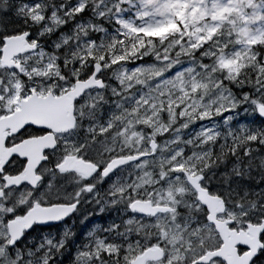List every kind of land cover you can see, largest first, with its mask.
<instances>
[{"label": "snow or ice", "instance_id": "1", "mask_svg": "<svg viewBox=\"0 0 264 264\" xmlns=\"http://www.w3.org/2000/svg\"><path fill=\"white\" fill-rule=\"evenodd\" d=\"M8 5L9 0H0V69L9 74L7 81L0 80V138L10 151L0 163V264H23L24 256L16 250L33 225L59 221L74 213L80 198L92 192L101 177L111 180L113 176L116 177L111 185L113 199L129 198L124 231L120 232L121 225L117 223L107 229L97 225L96 229L121 236L127 234L129 238L135 234L140 238L125 247L108 236L98 235L95 230L90 231L88 238L92 242L82 247L79 264H105L113 257L123 264H234L233 256L237 258L235 264H264V208L255 203L238 204L230 194L226 198L218 187L206 185V170L214 166L215 149L188 155L178 147L168 148L169 140L165 137L172 130L157 120L167 113V119L175 123L177 115L181 119L186 115L180 111L183 105L176 107L172 101H166L165 89L176 88L185 95L208 89V83L198 77L197 67L190 65L176 71L181 57L190 56L193 61L200 57L198 68L208 73L209 79L219 71L234 80L245 69L255 68V79L261 82L264 59L256 49L264 48V28L253 31L250 25L264 21V0L259 3L257 0H211V5L208 0H111V3L99 0L91 8L89 0H74L71 6L61 5L57 9L53 5L50 11L42 0L18 2L11 11ZM130 8H135L131 17L126 15ZM233 14L236 18L230 19ZM84 17H89L88 23L83 22ZM105 18L120 26L107 44L103 38L89 35L107 32L99 23ZM22 19H29L33 24L47 22L49 33L60 31L62 42L58 41L54 47L71 49L63 60L68 63L72 58L74 71L70 77L60 74L59 55L36 52L38 41L20 24ZM70 21H79L72 26V35L62 31ZM226 23L232 26L227 33L229 39L221 42L218 37L225 35ZM73 37L77 41L75 46ZM170 38H175L171 51L164 48L158 53L157 63L140 64L132 72L125 69L114 75L121 87L128 82L127 90L131 91V82L148 73L158 81L155 95L150 92L143 97H126L115 111L102 119L103 91L107 88L105 70L127 65L133 56L143 60L144 55L156 52L157 41L167 43ZM241 44L244 47L240 50L228 52L230 46ZM97 51L102 52L99 58ZM37 54L43 60L47 57L45 67L25 71V58ZM33 72L38 77L55 74L64 83L59 88L26 86L25 81L34 78ZM165 72L175 74L165 79ZM186 74H191L187 81ZM221 83L215 86L219 88ZM93 91L97 95L88 116L92 123L84 136L72 142L70 133L84 115L82 100ZM112 94L122 95L116 88ZM253 104L264 115V104L256 101ZM237 107L233 101L217 114L224 116ZM200 116L210 119L212 112L204 111ZM146 128L152 129L151 136L145 137ZM113 133L122 141L120 152L110 147ZM211 133V128L201 127L199 135L204 144L217 138ZM61 139L64 142L58 143ZM246 139L247 148L237 142L228 149L234 167L241 168L237 152L249 158L253 155V145L264 148V139L257 134ZM33 141H38V146L25 150L23 146ZM171 142L180 143L178 139ZM137 144L140 146L135 147ZM52 156L56 157L55 161L50 160ZM101 160L103 163H98ZM133 167L143 173L136 183L129 182L130 186L126 187L119 174ZM46 176L50 179L45 184ZM57 178L70 184L75 178L81 187L71 195L57 196L56 202L50 201L39 190L45 185L48 192L58 190L54 183ZM134 189H137L135 195ZM144 189L147 191L141 197L139 193ZM221 222L235 231H247L258 225L260 243L240 241L232 249V255L227 254ZM13 253L15 259L10 261Z\"/></svg>", "mask_w": 264, "mask_h": 264}, {"label": "clouds", "instance_id": "2", "mask_svg": "<svg viewBox=\"0 0 264 264\" xmlns=\"http://www.w3.org/2000/svg\"><path fill=\"white\" fill-rule=\"evenodd\" d=\"M99 0H89V3L91 6H94L96 3H98ZM40 33H43L44 36L46 33L51 34L48 32L47 27L45 26ZM82 35V34H81ZM76 39L73 37L72 41ZM175 38H170L167 43H163L160 41H157L155 43V49L156 52H154L152 55H144L143 57H146L147 60H144L140 64H155L157 63V54L161 53L160 49L161 46L164 48H168L169 51H171V43L173 42ZM37 40V39H36ZM38 41V40H37ZM58 41H61V38H57L56 41H53V44L55 45ZM62 42V41H61ZM37 49H39V52L42 51L46 55L51 54H57L60 57L61 64L59 67V72L64 77H70L73 74L74 66L71 63V59L69 58L68 63H63L64 60V54L60 53L58 49L54 47L53 52L47 53L45 52L43 46L39 43L37 44ZM119 48H117V52H119ZM110 51V49H109ZM102 54L101 51H97L96 55L97 58ZM40 57V56H39ZM189 60H192V57L187 56ZM33 59L32 56L25 58V71H29L30 69H43L45 67V62H43V59L40 57V59H36L34 63H29ZM137 60V57H130L129 63L127 65H121L119 68L113 69L112 71H108L107 69L104 72V78L106 79L107 88L104 89L103 95L105 98V103L101 106L104 110L105 105L111 104L115 105V109L121 105V102L125 100L126 97H135L136 92L139 91L141 94L140 96H146L150 92L152 95H155V87L156 83L158 81H155L150 78V75L148 73L142 74L139 79H135L131 82L132 89H135L136 91H128L129 84L128 82H125L123 87L116 81L114 78L115 73H118L120 71H123L127 69L129 72H132L135 68L134 62ZM200 62V57H197L195 61H193L192 66L198 67ZM139 64V65H140ZM185 67V61L183 57H181V63L178 65L176 71H180ZM87 66H85L86 70ZM255 68H251V71L249 69H245L242 74L237 77L236 79H230L229 76L226 73L223 72H217L214 76L209 79V74L204 72L203 70L199 71L197 73L198 77L202 79L205 83H208V89L204 90L201 89L198 93L197 92H189L188 95H185L181 93L176 88L171 89H165V99L166 101H172V103L179 107L180 105H183V108H180V111H185L186 115L183 119L177 115L175 123H173L171 120L167 119V113H165L164 118L157 117V120L159 123H166L168 127L171 128V133L169 137H166L165 139L169 140V144L167 145L168 148H180L183 149L188 155H192L193 153H196L197 155L199 153H207L215 149L216 155L213 156V167L210 169H207V180L205 181L206 185L212 186L213 184L217 185L214 181H212V177L216 176L217 173L220 177H225L228 181H233L237 185H240L243 191V194H239V192L236 193V198L234 199L236 203H243L244 205H248L250 203H255L259 207L264 208V154H259L254 157L255 160H258L259 163H254L253 160H250L248 162V165H246L243 169L234 167V163H232V166L229 167L231 157L228 154L229 147L227 146V140L229 137L232 138V140L235 143H240L242 148L248 147V142L246 137L251 134H257L261 137V139H264V115H260L253 104V101H256L257 103L264 104V75L260 76V83H257L255 77H253L252 73L255 72ZM174 72H165L164 78L167 79L171 76H174ZM191 74H186L185 80L187 81L190 78ZM33 79L25 81L26 86L32 87H41V88H48V87H57L59 88L63 83L64 80H57L55 74H51L47 77H38L35 72H33ZM18 77H13V79H17ZM223 81V83L220 84V87L217 88L215 85L217 82ZM137 85L140 86V88H137ZM116 88L122 95H113L112 89ZM146 88L147 91H142V89ZM110 92L111 97L106 96L105 92ZM95 92V91H93ZM92 92V93H93ZM86 95L84 99L82 100V104L84 105V115L83 118L79 121V123L76 125L75 129L70 133L71 141L76 142L80 137L84 136L88 129L89 125L92 123L88 119L89 113L91 111L90 106L92 105L97 93L95 92V95ZM170 93V94H169ZM230 93V95H229ZM118 97V99L116 98ZM247 97V99H245ZM159 99V97H157ZM235 102L236 105H238L237 108H235V112L239 114H246L249 123L254 124V128H249L245 124H240L237 116L230 115L227 117L220 116L217 114L218 110L223 111L225 110L232 102ZM135 107V105H133ZM113 109L112 111H115ZM176 108H173V111H175ZM100 109H97V112H99ZM111 111V112H112ZM147 111V110H143ZM204 111H210L212 112V118L210 119H203L200 116L201 112ZM187 113H191V115H188ZM143 114V112H142ZM214 117H220L222 118V123L224 125L233 124V121H236V126L241 129V131L237 132L236 128H229L228 131L224 132L219 130V123L212 129V135H215L217 138L209 143L204 144L203 143V137L199 135L200 130L196 131V126L198 124H201L205 120L211 121ZM96 123H99V120L96 121ZM187 125L185 127L184 125ZM243 126V127H242ZM191 129L195 132V135H191L189 133V136L187 139L184 138V131H187ZM145 137L151 136L152 129L146 128L143 130ZM235 133V134H234ZM105 139H109L106 137ZM178 139L180 141L179 144L172 143L171 140ZM111 144L110 147L114 148L117 152L121 151V143L122 141H119V138L117 137L116 133H113V136L111 138ZM223 141V142H221ZM63 139L58 141V143H63ZM217 145L219 147L217 148ZM135 147H139L140 145H134ZM124 147H129L127 144H124ZM259 149V150H258ZM148 149L145 148V151ZM253 153H261L260 148H254ZM240 159V157H238ZM98 163H103V161H98ZM193 164L196 163L195 160L192 161ZM128 175L134 176V179H132V183H136L138 178L142 175L143 170H140L139 173H137L135 170L136 168H129ZM124 170L121 171V174ZM151 171V169H149ZM124 185L130 186L129 182L127 180V177H124ZM105 178L101 177L98 182H96L95 189L90 193H85L84 196L80 198V205L81 207L76 210V212H87V215H91L93 211L105 212L106 210H110L112 206L117 205H125L126 207L123 208V211L125 213H128L127 204L129 203L128 196H124L122 198H116L115 200L112 197V187L111 185L113 182L109 183L107 186H102V181H104ZM116 181V177L115 180ZM119 182V181H117ZM81 187V184L74 183L72 185L71 190H66L68 192V195H71L73 190L78 189ZM140 187H143L141 184ZM41 193H46L48 196V199L50 201L56 202L57 196H64V193L59 190H54L51 192H48L45 186H41L40 190ZM137 189L133 190V195H135V192ZM147 189H144L143 192H140L139 195L142 197L144 195V192H146ZM39 195V194H37ZM226 198L228 195H225ZM85 197H88L87 200H85ZM232 197V196H231ZM89 201L91 203H89ZM63 202V201H60ZM83 202V203H82ZM18 215H22V213H17ZM68 217V216H67ZM86 218V217H85ZM73 219L72 223H64L63 224V231L59 234V238H57V235L55 233L50 235L43 236L42 239H36L35 237H29L26 240L22 239L21 243L19 245V248L16 251H19L23 256V264H61V261L57 259V257H61L64 255V253L68 250L67 245L69 241L76 235V229L77 224L75 222V219ZM34 245V246H33ZM122 245V244H121ZM82 249L77 248L75 253L73 254V257H70L67 264H79V255L81 254ZM15 259V253L11 254L10 261H14ZM113 261H115V264H123L122 260H116L115 257L112 258V260L106 261L105 264H113Z\"/></svg>", "mask_w": 264, "mask_h": 264}, {"label": "flooded vegetation", "instance_id": "3", "mask_svg": "<svg viewBox=\"0 0 264 264\" xmlns=\"http://www.w3.org/2000/svg\"><path fill=\"white\" fill-rule=\"evenodd\" d=\"M0 147H1V143H0ZM55 159H56L55 156L50 157V160H52V161H55ZM2 162H3V158L0 157V163H2ZM123 172L121 174V177H123ZM48 175L50 176V174H48ZM49 176H46L45 184L47 183V180L50 179ZM114 180H115L114 176L112 177L111 180L105 178V180L102 181V186H107L109 183L113 182ZM121 181L124 182V179L121 178ZM54 183L56 185V189H58L59 191L63 192L64 195H68V192L66 190H69V191L71 190L72 185L75 183V178H73V182L71 184L68 183L66 180L60 179V178H57L54 181ZM85 198H88V197H85ZM117 198H119V197H117ZM79 207H80V204L78 206V209H79ZM124 207H126V206L125 205L112 206V208L110 210H106L105 212H101L100 219L104 220L105 223L107 224V225L104 226L103 229L109 228L112 223H117V224L121 225L120 232L124 231L123 220H124L125 216L127 215V213H125L123 211ZM77 216H78V212H76L74 215L68 217L67 218V223H72L73 222L72 218H74L75 222L77 224ZM107 221H109V222H107ZM64 223L65 222H63V221H50V222H47L45 224L33 225V227L29 231L26 232V234H25L26 237L24 236V238L26 240L27 238L31 237L34 234H43L45 236V235H50V234H53V233H55L57 235V238H59V234L63 231V227L62 226H63ZM105 233L111 235L110 238H112L114 241L119 242L120 244L124 245L125 247L129 243L127 241V237L121 236V235H119L116 232H105ZM57 259H59L62 262L63 256L57 257Z\"/></svg>", "mask_w": 264, "mask_h": 264}, {"label": "trees", "instance_id": "4", "mask_svg": "<svg viewBox=\"0 0 264 264\" xmlns=\"http://www.w3.org/2000/svg\"><path fill=\"white\" fill-rule=\"evenodd\" d=\"M62 1V3H64V5H68V6H71V4H72V2L74 1V0H61ZM18 2H25V0H9V3H14V5H17V3ZM57 2H56V0H47V5H49V6H55V5H57L56 4ZM92 7V6H91ZM134 14H135V8H130L129 10H128V13H126V15L127 16H129V17H131V16H134ZM86 17H84V18H82V19H85ZM76 23V21H70L69 22V25H66L65 26V28L64 29H62V31H64V32H66V31H70V33H72V31H71V28H72V26L74 25ZM101 23L103 24V26L107 29V32H100V33H90L89 35H90V37H92V38H103L104 40H105V43L107 44L109 41H110V38H111V36H113V35H116L117 33H118V30L120 29V26L119 25H117V24H115V22H114V20H112V19H110V18H105L104 20H102L101 21ZM20 24H22V25H24V26H26L27 27V29H29V20L28 19H22L21 21H20ZM17 26H20L19 24L17 25ZM60 32V31H59ZM81 39L83 40V39H85L83 36H81ZM45 41H50V38H48V39H45ZM75 44H77V41H76V39H74L73 41H72V45H75ZM68 52V54H70L69 52L71 51V49L70 48H61L60 50H59V52L60 53H64V52ZM256 51H258L259 53H260V55H261V58L263 59V54H264V48H257L256 49ZM144 60H145V58H144ZM249 71H251V69H249ZM254 73V72H253ZM253 73H252V75H253ZM234 127V123L232 124V126L231 125H224V124H220V127H219V130H221V131H224V132H226V131H228L229 130V128H233ZM255 126L254 125H252V128H254ZM235 134V133H234ZM234 141L232 140V138L231 137H229L228 138V140H227V146L230 148V147H232L233 145H234ZM219 147V145H217V148ZM241 154L242 152H237V154ZM230 156V155H229ZM231 157V156H230ZM80 235H79V237H80V242H82L83 241V232L82 231H80V233H79Z\"/></svg>", "mask_w": 264, "mask_h": 264}, {"label": "rangeland", "instance_id": "5", "mask_svg": "<svg viewBox=\"0 0 264 264\" xmlns=\"http://www.w3.org/2000/svg\"><path fill=\"white\" fill-rule=\"evenodd\" d=\"M257 2L259 3L260 2V0H257ZM208 3H209V5H211V0H208ZM17 5H12V10H14L15 9V7H16ZM249 11H251V9H249ZM236 17H235V15L233 14V16L232 17H230V19H235ZM46 24H47V22H45L44 23V26H43V28L46 26ZM257 25H259L260 27H258ZM232 26H231V24H225V26H224V30L226 29V28H231ZM250 27H251V29L253 30V31H255V30H257V29H261V28H264V21H257V22H255V23H252L251 25H250ZM39 34H40V31L38 32ZM227 33L228 32H225V35L224 36H221V37H218V39L221 41V42H223V41H225V40H227V39H229V37L227 36ZM60 37V35H58L57 37H56V39H54L53 41H56L57 40V38H59ZM231 39H235V35H234V33H233V36L231 37ZM244 47V45H233L232 46V50H230L229 52H233V51H238V50H240L241 48H243ZM45 52H47L46 50H45ZM37 53H39V51L37 52ZM32 57H33V59L31 60V61H29V63H34L35 62V60L36 59H40V57H39V55L37 54V55H32ZM46 59H47V57H45L44 58V60H43V62H46ZM228 115H233V113H228ZM228 115H226V117L228 116ZM216 121V120H215ZM217 122V121H216ZM213 123V120H211V121H207V122H203L202 123V127H204V128H213V127H215L216 125H217V123ZM201 127V126H200ZM90 242H91V240H90Z\"/></svg>", "mask_w": 264, "mask_h": 264}, {"label": "water", "instance_id": "6", "mask_svg": "<svg viewBox=\"0 0 264 264\" xmlns=\"http://www.w3.org/2000/svg\"><path fill=\"white\" fill-rule=\"evenodd\" d=\"M64 218H65V217H64ZM252 233H255V234H256V236H258V234H259V230L252 231ZM222 234L224 235L225 233H224V232H222ZM252 243L259 244V243H257V239H256V242H252Z\"/></svg>", "mask_w": 264, "mask_h": 264}]
</instances>
